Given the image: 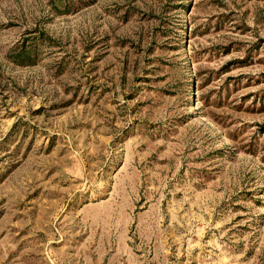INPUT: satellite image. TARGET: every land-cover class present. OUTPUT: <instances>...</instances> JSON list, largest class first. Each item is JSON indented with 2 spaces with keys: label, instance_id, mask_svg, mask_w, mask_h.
<instances>
[{
  "label": "rangeland",
  "instance_id": "374dc122",
  "mask_svg": "<svg viewBox=\"0 0 264 264\" xmlns=\"http://www.w3.org/2000/svg\"><path fill=\"white\" fill-rule=\"evenodd\" d=\"M0 264H264V0H0Z\"/></svg>",
  "mask_w": 264,
  "mask_h": 264
}]
</instances>
